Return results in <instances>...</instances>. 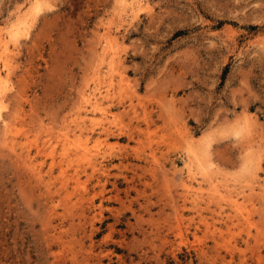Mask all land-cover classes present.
Masks as SVG:
<instances>
[{"label":"rangeland","instance_id":"1","mask_svg":"<svg viewBox=\"0 0 264 264\" xmlns=\"http://www.w3.org/2000/svg\"><path fill=\"white\" fill-rule=\"evenodd\" d=\"M122 8L0 0V264H264V0Z\"/></svg>","mask_w":264,"mask_h":264},{"label":"bare ground","instance_id":"2","mask_svg":"<svg viewBox=\"0 0 264 264\" xmlns=\"http://www.w3.org/2000/svg\"><path fill=\"white\" fill-rule=\"evenodd\" d=\"M37 3H39L38 1H36ZM118 2H119V5H120V7H123L125 10H127V12H131V13H133V11L135 10V8H136V6H138L141 2H143V0L141 1V0H118ZM47 4V3H46ZM122 8V9H123ZM35 11L37 10H39V7H35V8H33ZM119 10V9H118ZM40 11V10H39ZM38 11V12H39ZM22 12V11H21ZM27 12V11H26ZM24 13V12H23ZM31 13V12H30ZM27 14V13H26ZM32 19V16L30 17L29 15H24V16H20L19 18H18V20H16L15 22H17L16 24L14 23V25H12L11 26V29L7 32V35L6 36H3L2 34H0V49L2 50V54L4 55V56H9L8 55V52H10V43H14V42H17V40H18V38L21 36V35H25V34H27L28 33V31H29V29H30V27H31V24H33V23H31V21H33V20H31ZM33 22H35V21H33ZM9 28V27H8ZM32 28V27H31ZM2 29V28H1ZM0 29V30H1ZM106 30H105V39L106 40H110V42L111 41H113V40H116V35H115V32H114V30H112V28H111V26H109V27H107V28H105ZM5 30V29H4ZM3 30V31H4ZM31 30V29H30ZM30 32V31H29ZM114 42V41H113ZM111 46L113 47V44H111ZM14 48V47H13ZM120 49V48H119ZM113 54L115 55L116 53H114L113 52ZM107 55V54H106ZM119 55V54H118ZM2 57V56H1ZM0 57V58H1ZM117 58V57H116ZM114 61L113 62H115V58L113 59ZM120 61V60H119ZM112 62V63H113ZM117 69V68H116ZM119 69V68H118ZM119 71H121V70H119ZM114 73V72H113ZM126 81V80H125ZM7 83V82H6ZM8 90H7V87H6V85H5V83H4V79H2V75H1V73H0V124H1V122L4 124V126H5V132H6V138H5V142H8L9 141V137L7 136L8 135V133H11L13 130L11 129L12 128V126L10 125V123L8 124V122H7V120H5V119H7V118H4V116L2 115V110L4 111V103L6 102V99H8L7 97H6V92H7ZM94 94V93H93ZM82 100V102H83V104L85 105V109L86 108H89V109H91L90 110V113H97V111H99L100 110V108H101V105H100V103H99V101L98 100H100V99H97L96 98V96H95V94L94 95H92V93L91 94H88V95H83V98L81 99ZM82 102H81V104H82ZM80 105V104H79ZM85 114V113H84ZM87 114V113H86ZM79 115H80V113H79ZM81 119V118H80ZM91 119V118H90ZM83 120H84V118H83ZM82 120V122H78V128H79V131H80V137H78V140H79V142L81 141V139H83L85 136H86V133L87 132H85V130H84V124L86 123L85 121H83ZM92 120V119H91ZM94 120V119H93ZM93 120L91 121V122H93ZM87 122H88V120H87ZM90 122V123H91ZM75 123V122H74ZM87 124V123H86ZM96 124V123H95ZM41 128V127H40ZM16 130H17V128H16ZM41 130V129H40ZM44 130V129H43ZM15 132V131H14ZM90 133V132H89ZM88 133V134H89ZM15 135H16V133H14ZM18 134V133H17ZM47 134V133H46ZM53 134V133H52ZM12 135V134H11ZM54 135V134H53ZM14 136V135H13ZM12 136V137H13ZM28 136V135H27ZM55 136V135H54ZM69 136V135H68ZM67 136V138L65 139V144H64V147H65V150L66 151H64L65 153H62L63 155L64 154H66L67 153V145L70 143V141H69V137ZM49 137V136H48ZM58 137H60V136H58ZM58 137H57V139H58ZM15 138V137H14ZM13 138V139H14ZM16 138H17V136H16ZM64 138H65V135H64ZM86 138V137H85ZM40 139V138H39ZM53 139V138H52ZM60 141H62L61 139H59ZM51 141V140H50ZM76 141V140H75ZM12 143H11V145L14 147V145H16V144H14L13 142L14 141H11ZM73 142V141H72ZM77 143H78V141H76ZM76 142H74V143H76ZM86 142V141H85ZM64 143V142H63ZM73 143V144H74ZM87 143V142H86ZM8 144V143H7ZM6 144V145H7ZM20 144V143H19ZM38 144V143H37ZM71 144V143H70ZM70 146H72V145H70ZM74 146V145H73ZM73 146H72V148H73ZM77 146H79V144L77 145ZM11 146H9V148H10ZM75 147V146H74ZM80 147V146H79ZM82 147V146H81ZM88 146H85L84 148H82V150L84 151L82 154H83V156H85V158L87 159V162H88V164L89 165H91L93 168H96V164H95V162L93 161V157L91 156V154H90V150L87 148ZM24 148V147H23ZM22 148V149H23ZM13 149H15V147L13 148ZM12 149V150H13ZM17 149V148H16ZM21 149V150H22ZM12 150H10V151H12ZM42 150V149H41ZM77 150V149H76ZM201 150V149H200ZM71 151V150H70ZM70 151H68V152H70ZM14 152V151H13ZM23 152V151H22ZM28 152V151H27ZM30 152V151H29ZM42 152V151H41ZM17 153V152H16ZM24 153V152H23ZM81 153V152H80ZM13 154V153H12ZM20 154V153H19ZM22 154V153H21ZM31 154V153H30ZM96 154V153H95ZM16 156V155H15ZM18 156H20V158H23V159H21V160H23L24 162H25V164H28L29 165V161H28V157H29V155L28 154H26L25 155V157H23L22 155H18ZM66 156V155H65ZM29 159H30V157H29ZM96 159V158H95ZM20 161V160H19ZM30 161H33V160H31L30 159ZM82 161V160H81ZM53 162H55V161H53ZM52 162V163H53ZM78 162V161H77ZM80 163V162H79ZM33 164V163H32ZM75 164V163H74ZM53 165H54V163H53ZM25 166V165H24ZM56 166V165H55ZM27 167V166H26ZM30 166H28L27 168H29ZM33 167V166H32ZM35 168V167H34ZM53 168V167H52ZM84 168V167H83ZM261 168V167H260ZM37 169V168H36ZM39 169V168H38ZM29 170H31V169H29ZM41 170V169H40ZM34 171V170H33ZM42 171H43V169H42ZM53 171V170H52ZM39 172V171H38ZM38 172H35V173H38ZM32 173H34V172H32ZM37 175H39V174H37ZM39 177V176H38ZM37 177V178H38ZM40 179H41V177H40ZM42 180V179H41ZM40 180V181H41ZM38 181V180H37ZM47 187V186H46ZM50 190V189H49ZM88 191V190H87ZM56 192V191H55ZM52 196V195H51ZM54 197V196H53ZM52 197V198H53ZM216 197V196H215ZM230 197V196H229ZM233 200V199H232ZM229 201V200H228ZM90 202V201H89ZM82 203V202H81ZM234 205L233 206H236L237 208H239V204H238V201L237 200H234L233 202H232ZM199 205V204H198ZM56 206V205H55ZM82 207V206H81ZM201 208V207H200ZM80 209V208H79ZM238 210V209H237ZM71 212V211H70ZM62 215V214H61ZM80 218V217H79ZM56 231V230H55ZM57 233V232H56ZM65 245V244H64ZM91 255V254H90ZM75 260V259H74Z\"/></svg>","mask_w":264,"mask_h":264}]
</instances>
